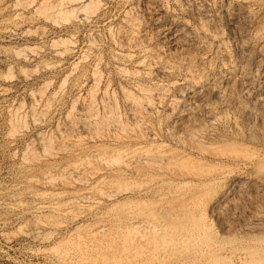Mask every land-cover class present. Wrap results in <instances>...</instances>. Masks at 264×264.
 Returning a JSON list of instances; mask_svg holds the SVG:
<instances>
[{
	"label": "rangeland",
	"instance_id": "obj_1",
	"mask_svg": "<svg viewBox=\"0 0 264 264\" xmlns=\"http://www.w3.org/2000/svg\"><path fill=\"white\" fill-rule=\"evenodd\" d=\"M29 1L0 0V264H264V194L256 196L245 187L231 203L213 211L212 200L224 190L227 179L220 178L221 171L212 162L178 164L191 148L186 142L177 147L178 136L187 137L205 126L203 130H214L217 136L234 131L228 97L221 106L225 120L221 126L212 119H203L202 125L186 119L206 98L205 77L219 43L167 47L163 38L168 37L170 21L158 27L152 23L157 15L174 13L175 0L162 5L160 0H80L62 17L47 16L46 0ZM132 18L142 21L147 38L127 25ZM179 18L190 20L185 14ZM218 25L219 42L233 44L226 20L221 18ZM127 34L135 40L132 43L143 40L139 48L143 52L122 47L121 37ZM168 64L173 65L171 72L164 69ZM189 76L204 88L195 98L182 99L176 89L189 88L193 82ZM232 78L224 85H234ZM141 86L157 95L155 108L149 111L130 101L142 102ZM176 101L183 113L172 106ZM88 102L98 116L82 132L73 125L78 115L87 113ZM132 106L137 112L127 118ZM90 124L96 125L93 130ZM72 129L78 133L73 135ZM160 152L176 159L163 163ZM135 225H141L140 234L132 231Z\"/></svg>",
	"mask_w": 264,
	"mask_h": 264
},
{
	"label": "bare ground",
	"instance_id": "obj_2",
	"mask_svg": "<svg viewBox=\"0 0 264 264\" xmlns=\"http://www.w3.org/2000/svg\"><path fill=\"white\" fill-rule=\"evenodd\" d=\"M18 1V0H17ZM26 1V0H25ZM33 1V0H32ZM43 1V0H42ZM80 0H46L45 1V12H47V16H55V15H61L64 13H67L66 9L69 7H73L74 5H77ZM150 1V0H149ZM157 1V0H156ZM166 0H160V3H164ZM20 2V1H19ZM31 3V0L29 1ZM153 2V1H152ZM168 2V1H167ZM94 3V2H93ZM159 3V2H158ZM20 4V3H18ZM29 4V3H28ZM95 4V3H94ZM153 4V3H152ZM166 4V3H165ZM175 10L174 13L166 14L162 13L159 16L155 18L152 25L153 26H160L165 20L170 21V27L167 30L168 34L167 38H163V43L167 47L171 46H177L185 43H192V42H198L202 45H208V47L211 45H218L217 46V55L213 59L212 62H210V69L208 71V74L205 77L206 81V87H207V95L204 100H202L201 105H197L193 107L189 113L186 115V119L188 121H192L193 123L196 122H202L203 119L205 120H211L214 121L216 126H221L223 124V120L221 115V106L224 103V100L229 98L228 100V108L230 111L234 114V130L232 132V135H220L217 136V132L213 131H206L198 128V131H194L195 133L189 134L187 137L178 136L175 138V142L177 147H181L184 142H186L187 146H190V151H186L183 153L184 155L180 156L178 159L179 166H184V164H198V163H205V162H211L214 163L217 166V171H221L220 178L227 179L226 186L224 187V190L217 195L214 196L211 204V208L213 211H215L216 207H222L225 205H228L232 202L233 198L237 196L238 194H242L243 190L252 189L256 196H259L261 194H264V0H175L174 3ZM220 4V5H219ZM41 5V4H40ZM79 5V4H78ZM83 5V4H82ZM88 5V4H87ZM91 5V4H90ZM97 5V3H96ZM16 6V4H15ZM14 6V7H15ZM21 6V5H20ZM93 5H91L92 7ZM158 4L155 3V8H157ZM165 6V5H164ZM163 6V7H164ZM19 7V6H18ZM17 7V8H18ZM98 7V6H97ZM159 7V6H158ZM23 8V7H22ZM75 8V7H73ZM84 8V6H83ZM90 8V7H89ZM153 8V7H151ZM153 8V9H155ZM161 8V7H160ZM173 8V7H172ZM42 9V7H41ZM68 9V10H69ZM81 9V8H80ZM88 9V6H87ZM94 9V8H93ZM167 9V8H166ZM74 9H71L68 11L69 13L73 11ZM79 10V9H77ZM86 10V9H85ZM85 12V11H84ZM87 12V11H86ZM89 12V11H88ZM154 12V11H153ZM157 12V11H156ZM125 13V12H124ZM130 13V12H129ZM161 13V12H160ZM19 14V13H18ZM83 14V13H82ZM128 14V13H127ZM126 14V15H127ZM157 14V13H156ZM159 14V13H158ZM181 14L188 15L190 17V20L186 21L179 16ZM35 15V14H34ZM37 15V14H36ZM86 15H88L86 13ZM90 15V14H89ZM130 15V14H129ZM46 16V15H45ZM46 16V17H47ZM76 17V16H74ZM81 17V16H80ZM127 17V16H126ZM18 18V17H17ZM82 18V17H81ZM85 18V17H84ZM130 18V16H129ZM137 18V17H135ZM221 18H224L226 20L228 31H229V38L230 41H233L228 46L223 45L219 42L218 36H219V21ZM77 19V18H76ZM90 19V17H89ZM126 19V18H125ZM22 20V19H21ZM86 20H88V17H86ZM127 20V19H126ZM140 20V19H139ZM142 22V21H140ZM137 19H130L128 20L127 25L129 24L131 27V30L139 35L140 38L144 37L145 30L142 29V25ZM145 26V25H144ZM151 26V25H150ZM162 26V25H161ZM144 28V27H143ZM155 28V27H154ZM221 29V28H220ZM129 30V29H128ZM124 31V30H123ZM145 31V32H144ZM166 31V30H165ZM127 32V30H126ZM121 33V32H120ZM125 33V31H124ZM130 33V32H129ZM134 33V34H135ZM122 34V33H121ZM120 34V35H121ZM132 34V33H131ZM147 34V33H146ZM151 34V32H150ZM154 34V33H153ZM159 34V33H158ZM130 35V34H129ZM155 35V34H154ZM161 35V34H160ZM166 35V34H165ZM134 36V35H133ZM147 36V35H146ZM93 37V36H90ZM131 37V35H130ZM148 37V36H147ZM144 37V38H147ZM161 37V36H160ZM164 37V36H163ZM95 38V37H94ZM143 38V39H144ZM155 38V37H154ZM121 44L122 47H129L138 49L139 52H143L140 48V44L143 40L138 42L135 40H130L128 37V34L121 37ZM132 39V38H131ZM157 39V38H156ZM90 40V38H89ZM97 41V38L95 39ZM120 40V39H119ZM148 40V39H147ZM151 40V38H150ZM132 41V42H130ZM59 42V41H58ZM67 42V41H66ZM91 41H89L90 43ZM145 42V39H144ZM92 43V42H91ZM90 43V44H91ZM143 43V42H142ZM95 44V43H94ZM120 44V43H119ZM120 44V45H121ZM146 44V43H145ZM149 44V42H148ZM163 44V45H164ZM60 45V44H59ZM190 45V44H189ZM195 45V44H194ZM193 45V46H194ZM142 46V45H141ZM199 46V45H198ZM215 46V47H216ZM93 48H95L92 45ZM98 47V46H97ZM185 47V46H184ZM189 47V46H188ZM204 47V46H203ZM54 48V47H53ZM150 48V47H149ZM155 48V47H154ZM126 49V48H124ZM168 49V48H167ZM170 49V48H169ZM211 49V48H210ZM127 50V49H126ZM203 50V49H201ZM68 51V50H67ZM204 51V50H203ZM202 51V52H203ZM207 51V50H206ZM87 52V51H86ZM138 52V51H137ZM136 52V53H137ZM215 52V51H214ZM85 53V52H84ZM148 53V51H147ZM151 53V52H150ZM156 53V51H155ZM194 53V52H192ZM207 53V52H206ZM86 54V53H85ZM138 54V53H137ZM202 54V53H201ZM200 54V55H201ZM155 55V54H154ZM189 55V54H188ZM160 56V55H159ZM85 57V55H84ZM130 57V56H129ZM127 56V58H129ZM146 57V56H145ZM150 56H148L149 59ZM158 56H156L157 58ZM153 58V57H152ZM177 58V57H176ZM160 59V58H159ZM165 60V59H164ZM211 60V59H210ZM143 61V60H142ZM152 61V60H151ZM155 61V60H153ZM158 61V59H157ZM189 60H187L188 63ZM197 62V61H196ZM199 62V61H198ZM197 62V63H198ZM139 63V62H138ZM141 63V62H140ZM145 63V62H144ZM195 63V61H194ZM193 63V64H194ZM196 63V64H197ZM163 64V63H162ZM165 64V63H164ZM171 64V63H169ZM165 65L164 69L165 71H172L171 65ZM176 64V63H175ZM199 64V63H198ZM244 65L243 68H240L239 65ZM183 65V64H182ZM195 65V64H194ZM145 66V65H144ZM143 66V67H144ZM146 66H149L146 64ZM155 67V63L152 64L150 67ZM181 66V65H180ZM200 66V65H199ZM146 68V67H145ZM178 68V67H177ZM175 68V69H177ZM183 68V67H182ZM195 68H198L197 66ZM95 69V68H94ZM97 69V68H96ZM95 69V70H96ZM156 69V68H155ZM76 70V68H75ZM152 70V69H151ZM94 71V70H93ZM161 71V70H160ZM201 71V70H200ZM203 71V70H202ZM97 71L94 73L96 74ZM124 72V71H123ZM156 72V71H154ZM183 72V71H182ZM196 72V71H195ZM198 72V71H197ZM93 73V74H94ZM136 72H134L135 74ZM166 73V72H165ZM164 73V74H165ZM174 73V72H172ZM179 73V72H178ZM192 73V72H191ZM190 73V75H191ZM92 74V73H91ZM92 74V76H93ZM138 74V73H137ZM163 74V73H162ZM181 75V74H180ZM98 76V75H96ZM100 76V75H99ZM172 76V75H171ZM177 76V75H176ZM198 76V75H197ZM229 76H232L234 85L228 87V85H224L225 80L229 78ZM160 77V76H159ZM189 80L193 81L192 85L189 86V88H181L176 89L177 94L182 99H190L196 96L199 93V89H203L204 86L199 84L197 78L189 76ZM200 77V75H199ZM204 77V76H203ZM228 77V78H227ZM94 80L96 77H93ZM202 79V78H201ZM186 80V79H185ZM98 81V80H97ZM188 81V80H187ZM95 83V81H94ZM191 84V83H190ZM258 84V85H257ZM174 85V84H173ZM182 85V84H181ZM97 87V85L95 84ZM94 86V87H95ZM137 86V85H135ZM175 86V85H174ZM178 86V85H176ZM95 87V88H96ZM157 87V86H156ZM152 88V87H151ZM168 88V87H167ZM170 88H168L169 90ZM93 91V90H92ZM138 91L142 95L143 99L142 102L139 101V99H135L131 103H134L138 108H151L155 105L153 104V100L156 98L157 95L154 96L152 94L151 90L142 88H138ZM162 91V90H160ZM159 91V92H160ZM122 92V91H121ZM165 92V91H164ZM201 92V91H200ZM204 92V91H203ZM92 93V92H91ZM105 93V92H104ZM138 93V92H137ZM94 94V93H93ZM127 94V93H126ZM125 94V95H126ZM131 95V93H128ZM167 94V93H165ZM165 94H162L163 96ZM56 95V94H55ZM105 95V94H104ZM140 95V96H141ZM160 96V95H159ZM177 96V97H178ZM205 96V95H204ZM93 97V96H91ZM90 97V98H91ZM128 97V95H126ZM226 97V99H225ZM137 98V97H136ZM141 98V97H140ZM161 98V97H157ZM163 98V97H162ZM195 98V97H194ZM128 99V98H127ZM141 100V99H140ZM160 100V99H159ZM194 100V99H193ZM90 101V99H89ZM91 100L90 102H92ZM129 101V100H128ZM227 101V100H226ZM74 102V101H73ZM88 102V103H90ZM93 103V102H92ZM128 103V104H131ZM182 103V102H181ZM185 103V101H184ZM227 103V102H226ZM225 103V104H226ZM86 104V103H85ZM84 104V105H85ZM103 104V103H101ZM115 104V103H114ZM127 104V103H126ZM157 104H160L157 103ZM175 110L178 111L177 107L180 104L179 101H176L175 103H172ZM132 105V104H131ZM130 105V106H131ZM144 105V106H143ZM183 105V104H182ZM181 105V106H182ZM185 105V104H184ZM183 105V106H184ZM227 105V104H226ZM87 106V105H86ZM107 107L104 104L102 107ZM129 106V107H130ZM134 106L132 108L128 107L127 111V118H133V113L137 112ZM160 106V105H159ZM158 106V107H159ZM224 106V105H223ZM83 108V106H81ZM110 107V106H109ZM127 107V106H126ZM146 107V108H145ZM157 107V106H156ZM171 107V106H170ZM86 108V107H85ZM96 108V107H95ZM108 108V107H107ZM106 108V109H107ZM111 108V107H110ZM155 108V107H154ZM74 109V108H73ZM81 109V108H80ZM79 109V110H80ZM125 109V108H124ZM144 109L142 111H144ZM172 109V108H171ZM182 109V108H181ZM82 110V109H81ZM80 110V111H81ZM148 110V109H147ZM180 110V109H179ZM185 111V109H182ZM225 110V109H224ZM228 110V111H229ZM104 111V110H103ZM109 111V110H107ZM106 111V112H107ZM117 110H115L116 112ZM126 111V110H125ZM141 111V110H140ZM139 111V112H140ZM149 111V110H148ZM151 111V110H150ZM154 111V110H153ZM188 111V110H187ZM86 112V111H85ZM82 113L79 116L78 120L76 121L73 126L76 130H81L82 132L87 130L89 127L88 121L96 117L97 111H94V108L92 104L90 103V106L87 107V113ZM97 112V113H95ZM147 112V111H146ZM144 111L145 114H148ZM227 112V111H225ZM224 112V114H225ZM75 113V112H74ZM105 113V112H104ZM110 113V111H109ZM107 112V114H109ZM152 114V112H149V114ZM178 113H183V111H178ZM77 114V113H76ZM77 116V115H76ZM98 116V115H97ZM110 116V115H109ZM124 116V117H125ZM141 116V115H140ZM176 116V115H175ZM102 117V116H101ZM142 117V116H141ZM145 117V116H144ZM165 117V116H164ZM179 117V116H178ZM184 117V116H183ZM182 117V119H183ZM232 117V116H231ZM74 118V116L72 117ZM136 118V117H135ZM174 118V117H173ZM180 118V117H179ZM109 119V118H108ZM119 119V118H118ZM126 119V117H125ZM176 119V117H175ZM178 119V118H177ZM72 121V119H70ZM98 120V119H97ZM117 120V119H115ZM124 120V119H123ZM137 120V119H136ZM135 120V121H136ZM140 120V119H139ZM107 121V120H105ZM109 121V120H108ZM126 121V120H124ZM128 121V120H127ZM142 120H140L141 122ZM173 121V120H172ZM225 121V120H224ZM74 122V120H73ZM101 122V121H100ZM130 122V121H129ZM128 122V123H129ZM139 122V121H138ZM137 122V123H138ZM139 122V123H140ZM143 122V121H142ZM227 122V121H226ZM233 122V121H232ZM71 123V122H70ZM102 123V122H101ZM121 123V122H120ZM135 123V122H134ZM191 123V122H190ZM205 122H202L204 124ZM95 124V122H94ZM108 124V123H107ZM116 124V123H114ZM130 124V123H129ZM177 124V122L175 123ZM173 124V125H175ZM179 124V123H178ZM177 124V125H178ZM197 124V123H196ZM199 124V123H198ZM207 124V123H206ZM91 125V124H90ZM98 125V123L96 124ZM95 125V126H96ZM102 125V124H100ZM119 125V124H116ZM123 123L121 124L122 127ZM128 125V124H127ZM126 125V126H127ZM135 125V124H133ZM138 125V124H137ZM136 125V127H137ZM176 125V126H177ZM200 125V124H199ZM213 125V124H211ZM231 125V124H230ZM72 126V127H73ZM94 126V128H95ZM104 126V124H103ZM111 126V125H110ZM109 126V127H110ZM113 126V123H112ZM125 126V124H124ZM129 126V125H128ZM142 126H145L142 125ZM182 126V125H181ZM192 126V125H191ZM92 130L94 129L91 125ZM108 128V126L106 125ZM114 127V126H113ZM120 127V126H119ZM118 127V128H119ZM130 127V126H129ZM197 127V126H195ZM115 128V127H114ZM117 128V129H118ZM147 128V127H146ZM178 128V127H177ZM212 128V127H211ZM116 129V128H115ZM122 129V128H121ZM142 129V128H141ZM215 129V128H214ZM109 130V128H108ZM129 130V128H128ZM137 130V129H136ZM139 130V129H138ZM137 130V131H138ZM175 130V129H174ZM185 130V129H184ZM73 131V129H72ZM75 131V130H74ZM74 131L72 132L73 135L75 134ZM80 131V132H81ZM105 131V130H104ZM113 131V130H111ZM116 131V130H115ZM124 131V129H122ZM121 131V134H122ZM193 132V130H191ZM76 132V131H75ZM86 132V131H85ZM90 132V131H89ZM94 132V131H93ZM110 132V131H109ZM145 132V131H144ZM230 132V131H229ZM70 133V132H69ZM71 133V134H72ZM78 133V132H76ZM141 133V132H140ZM221 133V132H220ZM81 134V133H80ZM86 134V133H84ZM113 134V133H112ZM137 134V133H136ZM142 134V133H141ZM147 134V133H146ZM178 134V133H177ZM87 135V134H86ZM95 135V133H94ZM98 135V134H97ZM106 135V134H105ZM143 135V134H142ZM79 136V135H78ZM82 135H80L81 137ZM84 136V135H83ZM89 136V135H88ZM148 136V135H147ZM68 136L65 138L67 139ZM79 137V139H80ZM142 137V136H141ZM76 138V136H75ZM173 138V137H172ZM71 139V138H70ZM78 139V137H77ZM114 139V138H113ZM117 139V138H116ZM115 140V139H114ZM137 140V139H136ZM155 140V139H154ZM188 141V142H187ZM57 144V143H56ZM150 144V143H149ZM120 145V144H119ZM171 145V144H170ZM61 146V145H60ZM117 146V145H116ZM52 148V147H51ZM134 148V147H133ZM150 148V147H149ZM163 148V147H162ZM168 149V148H167ZM166 149V150H167ZM188 149V150H189ZM63 150V149H62ZM180 150V149H179ZM113 151V150H112ZM139 151V150H138ZM59 152V151H58ZM117 152V150H116ZM158 152V151H157ZM99 153V152H98ZM161 153V152H160ZM164 153V156H162L161 161L163 163H168V165L175 160L176 158L174 155H171L170 153L167 154V152ZM161 153V154H162ZM95 154V153H94ZM97 154V153H96ZM101 154V153H100ZM167 154V155H166ZM102 155V154H101ZM100 155V156H101ZM131 155V154H130ZM144 155V154H143ZM25 156V155H24ZM34 156V155H33ZM50 156V155H49ZM117 156V155H116ZM121 156V155H120ZM141 156V155H140ZM52 157V156H51ZM96 157V156H95ZM94 158V157H93ZM92 158V159H93ZM98 158V156H97ZM100 158V157H99ZM98 158V159H99ZM149 158V157H148ZM147 158V159H148ZM80 159V158H79ZM96 159V158H95ZM114 159V158H113ZM125 159V158H124ZM136 159V158H134ZM103 160V159H102ZM110 160V159H109ZM115 160V159H114ZM122 160V159H121ZM157 160V159H156ZM96 161V160H95ZM113 161V160H110ZM138 161V160H137ZM90 162V161H89ZM106 162V160H105ZM154 162V161H153ZM141 163V162H140ZM148 163V162H147ZM150 163V162H149ZM159 163V162H158ZM88 163L87 165H89ZM118 164V163H117ZM125 163H123L124 165ZM146 164V163H145ZM152 164V163H151ZM150 164V165H151ZM154 164V163H153ZM109 165V164H108ZM114 165V164H113ZM129 165V164H128ZM160 165V164H159ZM165 165V164H164ZM135 166V165H134ZM83 167V166H82ZM166 167V166H165ZM171 167V166H170ZM185 167V166H184ZM64 168V167H63ZM75 169V167H72V169ZM84 168V167H83ZM82 168V169H83ZM86 168V167H85ZM131 168V167H130ZM137 168V167H136ZM151 168V167H150ZM178 168V167H177ZM70 169V174L71 170ZM73 169V170H74ZM144 169V168H143ZM160 169V168H159ZM185 169V168H184ZM67 170V169H66ZM77 170V169H76ZM75 170V171H76ZM155 170V169H154ZM68 171V170H67ZM85 171V170H84ZM123 171V170H122ZM153 171V170H152ZM159 171V170H158ZM177 171H181L180 169ZM185 173L189 174V170H183ZM182 171V172H183ZM77 172V171H76ZM171 172V170H170ZM173 172V171H172ZM69 173V172H68ZM83 173V171H81ZM174 173V172H173ZM176 173V172H175ZM181 173V172H180ZM179 173V174H180ZM219 173V172H218ZM65 174V172L63 173ZM191 174V173H190ZM198 174V173H197ZM68 175V174H66ZM79 175V174H78ZM77 175V176H78ZM83 175V174H82ZM143 175H145L143 173ZM149 175V174H148ZM194 175V174H193ZM218 175V174H217ZM75 176V175H74ZM76 176V177H77ZM81 176V174H80ZM91 176V175H89ZM176 176V175H175ZM192 176V175H191ZM190 176V177H191ZM69 177V175H68ZM210 177V176H209ZM218 177V176H217ZM56 178V177H55ZM71 178V176H70ZM183 178V177H182ZM62 179V177H61ZM66 179V178H65ZM64 179V180H65ZM68 179V178H67ZM79 179V178H78ZM63 180V179H62ZM77 180V179H76ZM217 180V179H216ZM68 181V180H67ZM223 181V179L221 180ZM48 182V181H47ZM75 182V181H74ZM86 182V181H85ZM187 183V182H186ZM84 184V183H83ZM190 184V183H189ZM225 185V184H224ZM112 186V185H111ZM180 186V184H179ZM195 186V185H194ZM181 187V186H180ZM207 187V186H206ZM209 187V186H208ZM246 187V188H245ZM189 188V187H188ZM192 188V187H191ZM194 188V187H193ZM178 190V189H177ZM126 191V190H125ZM175 191V190H174ZM187 191V190H186ZM244 193V192H243ZM247 194V193H246ZM107 195V194H106ZM132 195V194H131ZM216 195V194H215ZM41 196V195H40ZM77 196V195H76ZM74 196V198L76 197ZM81 196V195H80ZM109 196V195H108ZM83 196H81L82 198ZM72 198V197H71ZM73 198V199H74ZM80 198V197H79ZM80 198V199H81ZM84 198V197H83ZM82 198V199H83ZM111 198V197H110ZM78 199V198H77ZM76 199V202H77ZM88 199V197L86 198ZM109 199V198H108ZM75 200V199H74ZM79 200V199H78ZM84 200V199H83ZM157 200V199H156ZM255 200V199H254ZM70 201V200H69ZM87 201V200H85ZM155 201V200H154ZM241 201V198L240 200ZM248 201V200H246ZM68 202V201H67ZM73 203L72 201H70ZM79 202V201H78ZM236 202V201H235ZM244 202V201H243ZM75 203V202H74ZM168 203V202H167ZM237 203V202H236ZM136 204V203H135ZM176 204V203H175ZM238 204V203H237ZM71 205V204H69ZM68 205V207H69ZM73 205V204H72ZM116 206V205H115ZM139 206V205H138ZM145 206V205H144ZM149 206V205H148ZM230 208H236L233 204L229 205ZM259 206V205H258ZM36 207V206H35ZM228 207V206H227ZM240 208V207H239ZM48 209V208H47ZM148 209V208H147ZM217 209V208H216ZM229 209V207H228ZM64 210V209H62ZM211 210V211H212ZM237 210V209H236ZM264 210V209H262ZM61 211V210H60ZM230 211V210H229ZM259 211V210H257ZM261 211V210H260ZM64 212V211H63ZM134 212V211H131ZM165 212V211H164ZM167 212V211H166ZM225 212V211H224ZM243 212L242 210L240 213ZM69 213V212H68ZM142 213V212H141ZM166 213H164L165 215ZM220 214V213H219ZM239 214V213H237ZM254 214V213H253ZM253 214L251 216H253ZM262 214V213H260ZM259 214V215H260ZM241 215V214H239ZM258 213H256V216ZM113 217V216H112ZM241 217V216H239ZM260 216H257L258 219H260ZM248 218V217H247ZM246 218V219H247ZM212 219V218H211ZM217 219V218H216ZM222 219V218H221ZM239 219V218H238ZM245 219V220H246ZM121 220V219H119ZM244 220V219H243ZM242 220V221H243ZM134 221V220H133ZM112 222V221H111ZM259 222V221H258ZM244 223V222H243ZM248 223V222H247ZM251 223V222H250ZM249 223V224H250ZM112 224V223H111ZM119 224V223H118ZM140 224V223H139ZM143 224V223H142ZM251 225V224H250ZM249 225V226H250ZM114 226V225H113ZM141 226V225H140ZM136 227L132 229V231L137 230L140 227ZM229 226V225H228ZM245 226H248V224H245ZM257 226V225H256ZM255 226V227H256ZM108 227V226H107ZM117 227V226H116ZM252 227V226H251ZM248 227V228H251ZM133 228V227H132ZM145 228V227H143ZM150 228V227H149ZM226 228V227H225ZM247 228V229H248ZM254 228V227H253ZM75 229V228H74ZM130 229V228H129ZM152 229V228H151ZM144 230V229H143ZM150 230V229H149ZM147 230V231H149ZM157 230V228H156ZM155 230V231H156ZM249 230V229H248ZM100 231H103L100 229ZM125 232V230H123ZM127 231V228H126ZM140 231V230H139ZM138 231V232H139ZM146 231V230H145ZM146 231V232H147ZM158 231V230H157ZM131 232V231H130ZM137 232V233H138ZM250 232V231H249ZM92 233V232H91ZM96 233V232H94ZM104 233V232H103ZM106 233V232H105ZM113 233V232H112ZM117 233V232H116ZM154 233V232H153ZM102 234V233H101ZM100 234V235H101ZM108 234V233H107ZM127 234V233H126ZM130 234V233H129ZM140 234V232H139ZM142 234V233H141ZM152 234V233H151ZM74 235V234H73ZM88 235V234H87ZM95 235V234H94ZM99 235V234H98ZM113 235V234H112ZM131 235V234H130ZM129 235V236H130ZM102 236V235H101ZM117 236V235H116ZM125 236V234H124ZM87 237V236H86ZM96 237V235H95ZM94 237V238H95ZM122 237V236H121ZM142 237V236H141ZM145 237V236H144ZM113 238V237H112ZM126 238V237H125ZM123 237V239H125ZM146 238V237H145ZM144 238V239H145ZM85 239V237H84ZM92 239V235H91ZM118 239V238H117ZM128 239V238H126ZM81 240V239H80ZM95 240V239H94ZM109 240V239H108ZM142 240V239H141ZM78 241V240H77ZM88 241V239L86 240ZM96 241V240H95ZM125 241V240H124ZM81 242V241H80ZM89 242V241H88ZM92 242V241H91ZM123 242V241H122ZM131 242V241H130ZM242 242V241H241ZM83 243V242H82ZM81 243V244H82ZM87 243V242H85ZM92 242L91 244H93ZM127 243V241L125 242ZM124 243V244H125ZM214 243V242H213ZM89 244V243H88ZM112 244V243H111ZM114 244V243H113ZM131 244V243H130ZM133 244V243H132ZM90 245V244H89ZM88 245V246H89ZM101 245V244H100ZM103 246V245H101ZM96 247V246H95ZM114 247V246H113ZM109 248H111L109 246ZM116 250V249H115ZM117 251V250H116ZM128 252V251H127ZM220 252V251H219ZM155 253V252H154ZM129 254V253H128ZM127 254V255H128ZM222 254V253H221ZM240 255V254H239ZM102 256V255H101ZM104 256V255H103ZM201 260V259H200ZM248 260V259H247ZM95 262V261H94ZM94 264V263H93ZM189 264V263H188Z\"/></svg>",
	"mask_w": 264,
	"mask_h": 264
}]
</instances>
